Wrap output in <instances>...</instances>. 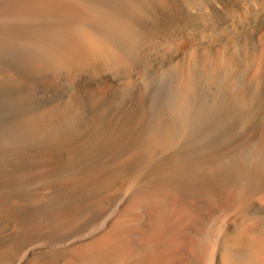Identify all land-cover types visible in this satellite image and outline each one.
Returning <instances> with one entry per match:
<instances>
[{"label":"bare ground","instance_id":"obj_1","mask_svg":"<svg viewBox=\"0 0 264 264\" xmlns=\"http://www.w3.org/2000/svg\"><path fill=\"white\" fill-rule=\"evenodd\" d=\"M0 264H264V0H0Z\"/></svg>","mask_w":264,"mask_h":264}]
</instances>
